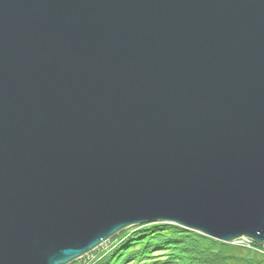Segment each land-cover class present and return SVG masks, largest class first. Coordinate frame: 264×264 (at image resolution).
<instances>
[{
	"label": "water",
	"instance_id": "95a60500",
	"mask_svg": "<svg viewBox=\"0 0 264 264\" xmlns=\"http://www.w3.org/2000/svg\"><path fill=\"white\" fill-rule=\"evenodd\" d=\"M155 223L264 246V0H0V264Z\"/></svg>",
	"mask_w": 264,
	"mask_h": 264
},
{
	"label": "trees",
	"instance_id": "16d2710c",
	"mask_svg": "<svg viewBox=\"0 0 264 264\" xmlns=\"http://www.w3.org/2000/svg\"><path fill=\"white\" fill-rule=\"evenodd\" d=\"M150 229H147V233L144 232V226L142 227H134V233L125 238V241L122 243L121 248L113 253L115 256L111 261L105 264H116L113 261L116 260L118 255L122 252L123 247L130 246L133 241L140 240L148 233H152L154 242L151 247L154 246H164L167 247L169 244L170 248L173 252L181 253L182 257L178 255L175 259L177 261H173L176 264H264V256L259 255L255 250L247 249L245 247H234L226 243H222L210 238L205 237L202 234H199L195 231H188L179 226L172 224H152ZM158 241L162 243H157ZM179 243L177 244V242ZM175 242V244H174ZM157 243V244H156ZM142 245L141 242L135 243L136 248H139ZM255 248H260V245L253 244ZM127 248V249H129ZM141 249H137V253L145 257L146 253H143L147 250V247H140ZM183 250V253H182ZM133 251L127 250L123 253V260H126L129 256L132 257L134 253ZM254 252V253H252ZM257 252V253H256ZM143 253V254H142ZM176 256V255H175ZM147 257V254H146Z\"/></svg>",
	"mask_w": 264,
	"mask_h": 264
},
{
	"label": "rangeland",
	"instance_id": "374dc122",
	"mask_svg": "<svg viewBox=\"0 0 264 264\" xmlns=\"http://www.w3.org/2000/svg\"><path fill=\"white\" fill-rule=\"evenodd\" d=\"M155 224H158V223H155ZM148 225H152V224H148ZM148 225H143L144 230H146L144 232L145 234L147 233V229H150V227H151ZM134 230L135 229L133 227H130V228H127L123 231H120L119 233L110 237L108 240L104 241L102 244L97 246L92 251L81 256L80 258L75 259L74 261H71L68 264H105L106 262L108 263L115 256H117V255H113V253L116 252L119 249V247L121 248V245L125 241V238H127L129 235H131L132 233L137 231V230L136 231H134ZM151 234L152 233H148L147 236L145 235L140 240L133 241L132 244H130V245H133V246H131V248H129L130 246L123 247L122 252L118 255V257H116L117 259L114 260L113 262L116 264H176L173 261L175 259H177L176 257L178 255H180L182 257L181 253L175 252L176 250H174V252H173L170 248H168L171 246L170 244H169L170 246L168 245L167 247H164V246L151 247L152 244L155 243L154 242L155 237L153 238V236ZM205 237H207V236H205ZM207 238H209V237H207ZM138 242L142 243V245L140 247H147V250H145L143 252V253L147 254V257H146V254H145V257H142V255L137 256L138 255L137 249H139V250L141 249L140 247L136 248V246H135V243H138ZM163 242H165V241H162V242L158 241L157 243L163 244ZM178 243H179V241L177 242V244ZM174 244H175V242H174ZM226 244H229L231 246L238 247V248L245 247V246H243L244 243H238V241L237 242L233 241V242L226 243ZM127 248H129V249H127ZM127 250H130V252L133 251L132 253H134V255L130 258L128 256L126 260H123V253H125ZM250 251H251V249H250ZM182 253H183V250H182ZM252 253H254V252H252ZM259 255H262V254L258 253V256ZM175 261H177V260H175Z\"/></svg>",
	"mask_w": 264,
	"mask_h": 264
},
{
	"label": "bare ground",
	"instance_id": "6f19581e",
	"mask_svg": "<svg viewBox=\"0 0 264 264\" xmlns=\"http://www.w3.org/2000/svg\"><path fill=\"white\" fill-rule=\"evenodd\" d=\"M143 225H140L139 227H142ZM133 228L134 227H137V226H132ZM238 241V243H244V245L247 243V242H249V249H251V250H254V249H256V250H258L259 251V253L260 254H262L263 256H264V246H260V248H255L252 244H253V242L252 241H249V239H246V238H239V239H237V240H235L234 242H237ZM245 241V242H244ZM245 248H247L246 246H245ZM248 249V248H247Z\"/></svg>",
	"mask_w": 264,
	"mask_h": 264
},
{
	"label": "built area",
	"instance_id": "2783aa9c",
	"mask_svg": "<svg viewBox=\"0 0 264 264\" xmlns=\"http://www.w3.org/2000/svg\"><path fill=\"white\" fill-rule=\"evenodd\" d=\"M243 246H246L247 248H249V242H247L245 245H243ZM255 251H257L258 253H259V251L258 250H256V249H254Z\"/></svg>",
	"mask_w": 264,
	"mask_h": 264
}]
</instances>
